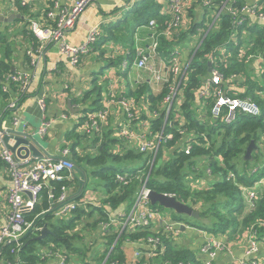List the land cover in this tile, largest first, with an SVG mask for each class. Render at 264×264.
<instances>
[{
  "label": "trees",
  "instance_id": "obj_1",
  "mask_svg": "<svg viewBox=\"0 0 264 264\" xmlns=\"http://www.w3.org/2000/svg\"><path fill=\"white\" fill-rule=\"evenodd\" d=\"M229 2L240 17H246L242 25H237L234 14L226 9L217 16L222 0H212L208 6L204 3L190 6L180 28L172 35H166L163 32L171 16H163V3L160 0H139L132 11L134 19L131 25L113 22L104 26V34L93 45L94 50L83 57L94 52L98 45L110 41L123 43L126 49L116 57L110 56L107 65L99 73L94 71L90 75L94 86L84 96L90 93L98 95L80 118V124H77L80 131H69L67 140L71 143L64 144L71 150L69 160L79 167H98L94 174L103 181L106 178L103 189H91L90 180L86 191L75 197L76 206L70 212L44 213L58 204L63 187L68 190L74 183L78 184L75 175L73 179L68 177L70 171L66 168L61 171L62 179L44 182L34 209L25 213L26 221L31 225L34 223V229L22 239L18 254L11 251L16 242H8L3 246L2 264L7 261L14 264L18 261L20 264H40L48 257L55 258L54 253L60 249L65 252L68 263L76 264H206L210 258L202 248L206 245L207 236L198 247L193 246L192 242L185 246L180 243L187 242L181 240L180 235L191 231H196L197 235L207 232L219 240V237L226 239L222 240L225 248L210 260L211 264H217L216 261L239 235L247 243L254 226L258 229L260 245L264 242V192L250 212L246 211L242 192L243 186H252L264 176V22L241 11L245 4L258 2L264 5V0ZM16 4L22 15L28 14L27 19L21 16L10 23L0 22L4 27L2 29L13 30L17 22L24 20L26 24L19 33L29 43L36 42L37 37L31 31V21L42 14L40 19L45 18L47 12L35 15L30 13L29 3L24 5L21 0H17ZM151 20L156 21L157 33L154 36L157 37L158 46L155 56L166 61L168 67L162 90L154 93L146 83L131 85L127 82L126 89L114 93L116 100L122 97L132 107L135 106L132 118L122 107L124 121L129 123V130L146 132L148 139L155 141L154 150L141 151L138 141H130L118 135L119 132L115 131L123 128L125 122L121 125L120 122L116 125L111 122L116 128L111 126L109 120L112 113L107 125L94 130L96 133L88 137L90 135L82 131L88 122V115L102 109L112 91L111 85L103 97V92L113 78H108L110 80L103 84L99 81V75L104 74L106 67L120 66L117 75L127 79L130 65L136 56L139 57L134 46V30L143 24L149 26ZM4 34L0 32V102L2 111L10 115L11 110H5V107L17 93L18 85L6 79L13 71L14 47L8 42L11 40H5L7 36ZM15 36L18 39L21 35L16 32ZM176 50L180 51L176 58L179 73L171 71ZM106 52L102 50L97 55L105 59ZM211 61L213 63L210 66ZM210 67L223 74L224 80L217 86L225 90L228 96L253 99L260 105L262 114L255 116L238 112L231 123L225 121L226 109L220 116H214L212 107L215 98L212 95L201 96L207 79L212 76ZM4 85L8 86V91H4ZM173 86L177 87V93L168 113L166 98ZM146 105L148 109H145ZM120 107L114 105L113 109ZM159 133H162L161 138L155 139L154 136ZM252 141L256 146L248 154ZM188 145H191V150L186 152ZM110 160H118L121 167H109L107 163ZM139 160L144 161L143 167H123L126 163ZM0 163V168H4L9 175L8 165L1 159ZM149 172L151 174L148 178ZM126 173L132 176L127 183L117 177L118 174ZM232 174L234 177H230ZM198 179H204L207 186L195 187L194 183ZM143 185L151 191L172 194L200 210L199 218L188 215L187 220L172 218V228L167 227L171 218L164 215L150 225L125 226L126 218L134 208ZM6 203L9 207L7 200ZM149 204L154 208L160 205L151 204L150 199ZM9 215L10 212L0 213V217L7 219ZM113 218L119 219L120 230L113 225ZM102 222L108 223L106 229H103ZM46 225L50 232L40 240L37 237ZM84 232L93 239V245L97 246L96 252L89 248L90 240ZM149 238H158V242L154 244ZM102 246L103 249H100ZM134 250L148 256H141L139 260L133 258L129 263L127 256ZM47 253L50 256H44ZM258 255L259 252L255 258L260 264Z\"/></svg>",
  "mask_w": 264,
  "mask_h": 264
},
{
  "label": "built area",
  "instance_id": "obj_2",
  "mask_svg": "<svg viewBox=\"0 0 264 264\" xmlns=\"http://www.w3.org/2000/svg\"><path fill=\"white\" fill-rule=\"evenodd\" d=\"M14 1L17 2V0ZM97 1L98 0H76V2L70 7H62L59 3H56L53 8H50L47 11L45 18L40 19V21L34 19L31 21V31H33L35 37H37L40 42V44L38 43L39 46L36 50H34L35 48H31L27 51L28 56L32 58V70L39 66L38 64L40 63L41 58L50 45L56 46L57 49L64 56H66L68 61L74 66L79 64L80 59L93 49L92 45L97 42L101 35V31L97 27L92 28L86 43L79 46L67 42L66 32L74 28L86 8ZM211 1L212 0H167V10L168 14L171 16V20L163 33L166 35H172L178 28H180L185 21L186 12L190 6L197 3H204V5L208 6ZM21 2L24 5L26 4V0H21ZM263 8L264 5L257 2L252 5H243L241 11L264 22ZM223 9H226L234 14V21L237 25H242L246 21V17L243 15L240 17L239 14L235 12L233 4L230 3L229 0H222V5L217 13V16ZM150 26L154 30L151 51L148 56L144 52L139 53L140 59L138 61V66L154 70L153 66L148 65V60L150 55L157 54L158 41L156 35L154 36V34L157 33L156 21L151 20ZM179 53L180 51L176 50L173 56L175 61H172L171 71L174 73H179L180 71V67L176 59ZM211 59L213 60L214 57L211 56ZM210 63L212 64L213 62L211 61ZM124 65L126 66V63H124ZM36 78L37 74L35 73V70L31 71V69L15 71L9 73L6 77L8 82L11 81L17 83L18 91L5 107V110H11V119L8 121L0 117V159L8 165L9 175L11 177V186L9 187L7 195L10 215L5 223L0 222V264H2L3 246L6 243L16 242V246L12 248L11 251L15 254H18L20 251L22 246V237L31 226V223L27 222L25 219V213L34 209L36 203L38 202L43 183L49 179H62L63 175L61 174V171L65 168L70 171L68 177L73 179L74 175L71 170L77 165L73 161L69 160L71 150L70 147L65 146L66 144L59 150V154L57 156L43 155L37 157L30 154L28 157L22 158L18 156L16 151L12 150L5 142V136H17L15 133H12L11 130L18 129L21 116L20 106L22 104V98L26 94L30 93V87L33 80ZM223 80V74L212 67V76L207 79L205 86L201 91V96L207 97L212 95L215 98V103L212 107L214 116H220L223 113V110L226 109L225 121L231 123L235 120L238 112H244L255 116L262 114L260 105L253 99L232 98L228 96L225 90L217 86L218 84H222ZM3 89L4 91H8V86L4 85ZM176 93L177 87L173 86L171 88V93L166 98V101L171 103ZM114 105H120L123 107L130 118L134 116L135 106L132 107L126 100H116L115 93L110 92L109 97L105 100L104 107L88 115V122L82 127V131L90 135L88 137H92L94 133H96L94 130L104 128L108 123V118ZM40 106L42 111L46 110V94L40 98ZM170 107L171 106L168 104V113L170 111ZM49 126L50 123L47 122L46 118H43L42 125L38 129L41 136H45L48 133ZM28 129L29 125L27 122L25 123L22 132H26ZM161 134L162 133L156 134L154 138H161ZM118 135L123 138H129L130 141H138L141 151L154 150L156 146L155 141L148 139L146 132L137 133L129 130L126 126L120 129ZM23 137L27 138L26 136ZM15 142L16 140L14 138L9 140L11 145H14ZM190 150L191 145H188L186 152H189ZM21 154H25V152L22 150ZM257 169L258 168H256L255 171ZM117 177L121 181L127 183L128 178L132 176L127 174H118ZM230 177H234L233 174ZM258 183L260 185L259 189L252 186L242 187L246 211L248 212L255 208L257 200L264 192V176L258 181ZM62 189L63 192L60 195L58 202L59 204L64 205L61 207L59 214L70 212V210L76 206V202L73 198L77 195H69V192L65 187ZM27 192H30L31 195ZM149 192L150 189L146 185H143L134 208L126 218V222L124 224L125 226L128 224L132 227L150 225L156 220L161 219L162 215L159 211L156 208L151 207L149 204ZM78 194H80V192ZM168 195L172 196V194ZM167 224H169V226H167L168 228L173 227V223L169 220ZM102 226L103 229H106L108 223L102 222ZM156 239L158 238H149V241L156 244L158 242ZM222 242V240H219L215 236L210 234L207 235L206 245L202 248V251L207 253L210 258L206 264H211L210 260L217 256L219 250H223L225 248ZM212 248H215V250H212ZM259 251V234L258 229L254 226L253 231L249 234L247 239V246L245 248L243 258L236 260L234 264H258V260L255 258V255ZM6 264L14 263L7 261ZM17 264H20V261H18Z\"/></svg>",
  "mask_w": 264,
  "mask_h": 264
},
{
  "label": "crops",
  "instance_id": "obj_3",
  "mask_svg": "<svg viewBox=\"0 0 264 264\" xmlns=\"http://www.w3.org/2000/svg\"><path fill=\"white\" fill-rule=\"evenodd\" d=\"M138 1L139 0H98L97 2L91 4L86 8L75 27L66 32L67 42L76 46L86 43L90 30L94 27L100 29L101 37L104 34L103 28L107 24L116 22L118 24H123L124 26L131 25L130 23H133L134 19L132 11ZM26 2L30 4V13L33 12L37 15V13L40 14L41 12H47L50 8H53L56 3H59L62 7H70L76 2V0H26ZM160 2L163 3V16L169 15L167 10V0H160ZM12 13L20 14V17H24V20L28 16V14L27 16L21 14L14 0H0V14L9 15ZM41 17H43V14L33 19L40 21ZM24 20L17 22L14 30H11L10 28L9 30L6 28L2 29L4 27L0 24V32H5V37H8V39L6 37L5 40H11V42H8L14 47L12 72L31 69V71L35 70V73L37 74V78L33 80L30 87V93L26 95L20 106V115L31 114L32 116H38V118H40L39 127L42 125V119L46 118L47 122L50 123L49 131L42 137L44 138L48 136L49 141L48 145L43 144L45 146V150L48 152L47 155L57 156L59 154V150L65 143H71L67 140V133L75 129L77 132L80 131L77 124H80V118L85 115V109L91 106L94 99L97 97V95L94 97V93L84 96L85 92L93 89L94 86L91 84L92 79L90 75L94 71L100 72L103 67L107 65L106 62L108 61L106 60H108L110 56H117L118 54H121V52L125 51L124 49H126V47L123 43H113L111 41L100 44L98 47L96 46L97 48L94 52L81 58L79 65L74 66L68 61L67 57L57 49L56 46L50 45L41 58L40 63L38 64L39 66L32 70V58L28 56L27 51L31 48H35L34 50H36L40 42L36 38V42L33 41L29 43L23 35L19 33L23 30L26 24ZM187 20H189L188 17ZM17 25H19V28ZM16 32L21 35L18 39H16L17 36H15ZM153 32L154 30L150 25L147 26L144 24L138 26L134 30L135 40H133L138 55L140 52H144L147 56L149 55L151 51ZM92 47L94 50L95 47L93 45ZM102 50H107L105 59H103L100 54L97 55L98 52ZM139 59L140 55L138 58L136 56L133 64L129 67L128 77L125 80L123 77L121 78L117 75L120 66L109 68L105 71V74L99 75V81L103 84L110 80L111 77L113 78L110 81L109 87L103 92V97L110 90L111 85V92L114 93L115 91V93H118L126 89L127 82L131 85L135 83H146L154 93H159L162 90L163 81L167 79L166 71L168 70V67L166 61L162 60L158 56L155 57V55H150L148 65L153 66L154 70H152L146 67H139ZM254 65L256 66L257 64ZM44 94H46L47 108L45 111H42L40 98H42ZM120 99L123 98L120 97ZM69 100H71L72 110L69 108ZM1 104L2 101L0 102V117L9 121L12 113L9 112L11 113L10 115H7L8 113H4L1 109ZM168 104L172 106V102ZM147 106L148 105L144 106L145 109H148ZM122 112V107L114 109L112 107V115L109 123L111 124L112 122L116 125L120 122V125L123 124L125 121ZM28 124L33 125L31 122H28ZM111 126L113 125L111 124ZM113 127L116 128L115 126ZM79 150L82 151L80 146ZM76 185L79 186V183H74V186H71L68 189L69 194H72L74 191L77 192L78 187L75 189ZM10 186L11 180L8 172L4 171V168H0V213L10 212V208L6 203ZM194 186L197 188H205L207 186V182L204 179H198L194 183ZM252 187L259 189L260 185L256 182L252 185ZM59 211L60 210H58V212ZM6 220L7 217H0L1 223ZM84 234L89 239V235L86 232H84ZM207 235V232L200 233L196 236V239L200 240L201 243ZM180 238L182 239V237ZM219 238L226 241L225 238ZM231 244L233 245L229 246L228 250H226L225 253L222 254L216 261L217 264H231V262H235L243 256L247 245L246 241H242V237L239 235L235 241L231 242ZM96 250L97 248L92 249L93 252H96ZM44 256H50V254L47 253ZM56 256L60 258V261L57 257H48L47 260L41 262L40 264H76L72 262L68 263L67 261L62 262L61 256L59 254H56ZM258 256L260 258V264H264V242H261Z\"/></svg>",
  "mask_w": 264,
  "mask_h": 264
},
{
  "label": "water",
  "instance_id": "obj_4",
  "mask_svg": "<svg viewBox=\"0 0 264 264\" xmlns=\"http://www.w3.org/2000/svg\"><path fill=\"white\" fill-rule=\"evenodd\" d=\"M17 17H20V14H15V13H12L9 15L0 14V22L10 23V22H13L15 18ZM209 65L211 66V63ZM209 70L211 71L212 67H210ZM68 102H69V108L72 110L71 100H69ZM11 132L15 133L17 136L7 135L5 136V142L12 150L16 151V154L18 156L28 157L31 154L33 156L40 157V156H43L44 154H48V152L45 150V146L42 143V140L39 138L40 133L38 132V129L34 125H29V129L26 132H22V130H20L19 128L17 130H11ZM23 136H26L27 138H24ZM11 138H14L16 140L14 145H11L9 143V140ZM255 146H256L255 142L252 141L248 147V154L252 152V149ZM22 150L25 152V154H21ZM74 171L77 173L79 187L80 189H82V192H84L90 182V176L88 175V170L85 168L80 169L75 166ZM150 174L151 172H149L148 178ZM149 199L151 201V204L153 205L160 204L161 206L165 208L174 209L177 213L186 214L188 216L195 217V218H199L200 216V210L192 208L189 204H186L183 201H180L179 199H177L176 196H173V195L171 196L166 193L150 191ZM59 207L60 206L54 207L53 209L48 210L44 213L55 212ZM181 227L185 228L184 225H181ZM33 229H34V226H31L28 229V231L24 234L22 239L26 238ZM49 232H50V229L46 225L41 229V233L40 235H38L37 238L42 240L47 236Z\"/></svg>",
  "mask_w": 264,
  "mask_h": 264
},
{
  "label": "rangeland",
  "instance_id": "obj_5",
  "mask_svg": "<svg viewBox=\"0 0 264 264\" xmlns=\"http://www.w3.org/2000/svg\"><path fill=\"white\" fill-rule=\"evenodd\" d=\"M18 26V28H19V25H17ZM13 28V27H12ZM21 28V27H20ZM14 30V29H13ZM197 41V38H196V40H194V43ZM156 57V56H155ZM106 61H108V60H106ZM106 64H107V62H106ZM108 68L106 67V69L104 70V74H105V71L107 70ZM97 72H99V71H97ZM91 76H92V74H91ZM160 76V75H159ZM96 95H98L97 93H94V97L96 96ZM27 121L28 122H31L36 128H38L39 126H40V118H38V116H32L31 114L30 115H28V114H26V115H21L20 116V122H19V125H18V128L19 129H23L24 128V125H25V123H27ZM125 126H126V128L127 127H129V123H127L126 124V122H125ZM120 131V129H118L117 131H115V132H119ZM39 137V136H38ZM41 140H42V143H44L45 145H48V141H49V137L48 136H46V137H42L41 135H40V137H39ZM22 158H24V157H22ZM86 161V160H85ZM108 166L109 167H111V168H118V167H121V162H119L118 160H110V161H108ZM144 166V161H141V160H139V161H132V162H129V163H126L125 165H123V167H125L126 169H134V168H140V167H143ZM86 169L88 170V173H89V176H90V180H91V182H90V185H89V187L91 188V189H97V190H102L103 189V184H105V180H106V178H104V181H103V179H101V178H98L95 174H94V170H96V169H98V167H92V166H86ZM99 169H100V167H99ZM28 194H30L31 195V193L30 192H27ZM95 193L97 194V192L95 191ZM98 195V194H97ZM156 208H157V210L159 211V213L161 214V215H164V216H167V217H170L171 219L169 220L170 222L171 221H173L172 220V218L173 219H175V218H177V217H179V218H183L184 220L186 219H188V216L186 215V214H180V213H176V211L174 210V209H170V208H165V207H163V206H160V205H156ZM26 209V208H25ZM113 222H114V226L116 227V229H118V230H120L121 229V226H120V222H119V219H114L113 218ZM168 226H169V224H168ZM72 229H75V227L74 228H72ZM197 232L196 231H191L190 233H182L180 236L182 237V239L181 240H183V239H185L187 242L186 243H184V242H182V241H180V243L181 244H183L184 246L185 245H189L191 242L194 244L193 246H196V247H198L199 246V244H200V240H198V239H192V237H196L197 236ZM89 240H90V243L88 244V246H89V248L91 249V248H97V246L96 245H93V243H94V241H93V239L91 240V238H89ZM156 241H158V239H156ZM100 249H103V246L102 247H100ZM54 254H59L60 256H61V260H62V262H65L66 261V254H65V252L62 250V249H60V250H57ZM55 256V255H54ZM141 256H148V255H146V254H144L142 251H136V250H134L133 252H131V253H129L128 254V256H127V259L129 260V263L133 260V258H134V260H139V259H141ZM56 257V256H55ZM181 263V262H180ZM179 263V264H180ZM131 264H135V263H131Z\"/></svg>",
  "mask_w": 264,
  "mask_h": 264
},
{
  "label": "clouds",
  "instance_id": "obj_6",
  "mask_svg": "<svg viewBox=\"0 0 264 264\" xmlns=\"http://www.w3.org/2000/svg\"><path fill=\"white\" fill-rule=\"evenodd\" d=\"M44 155H47V154H44ZM76 167H78V168H80V169H83V168H81V167H79L78 165H76ZM85 169H86V167H85ZM72 171V173H73V175H75V177H76V179H77V182H78V178H77V173L74 171V168L71 170ZM127 175H130V174H128V173H126ZM88 175H89V173H88ZM123 175H125V174H123ZM79 183V182H78ZM86 191V190H85ZM84 191V192H85ZM151 191V190H150ZM80 192V194L81 193H83L82 192V189H80V187L78 186V188H77V192H73L72 194H69V195H74V194H76L77 196L78 195H80V194H78ZM150 193V192H149ZM148 197H149V195H148ZM73 199H75V198H73ZM64 204H59V202H58V204L57 205H55L54 207H57V206H60L54 213L55 214H57V212H58V210H60L61 209V207L63 206ZM157 209V208H156ZM172 222V221H171ZM173 223V222H172ZM31 226H34V223L31 225ZM30 226V227H31ZM29 227V228H30ZM28 231V230H27Z\"/></svg>",
  "mask_w": 264,
  "mask_h": 264
}]
</instances>
